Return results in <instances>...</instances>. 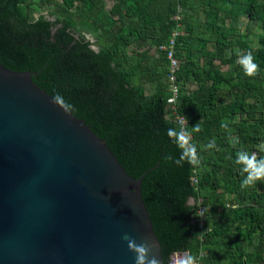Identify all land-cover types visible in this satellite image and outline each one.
Returning a JSON list of instances; mask_svg holds the SVG:
<instances>
[{
  "label": "water",
  "instance_id": "1",
  "mask_svg": "<svg viewBox=\"0 0 264 264\" xmlns=\"http://www.w3.org/2000/svg\"><path fill=\"white\" fill-rule=\"evenodd\" d=\"M19 1L0 0V264H135L124 233L159 264L184 254L186 164L164 159L158 105L100 87L101 62L62 26L17 22Z\"/></svg>",
  "mask_w": 264,
  "mask_h": 264
},
{
  "label": "trees",
  "instance_id": "2",
  "mask_svg": "<svg viewBox=\"0 0 264 264\" xmlns=\"http://www.w3.org/2000/svg\"><path fill=\"white\" fill-rule=\"evenodd\" d=\"M111 1L106 8L104 0H21L13 7V18L26 26L40 21L66 28V37L77 46L84 44L86 55L101 62L95 67L98 85L103 89L119 85L141 115L158 105L157 119L167 130L176 126L165 119L168 61L158 47L176 29L172 17L180 7L174 39L179 61L176 112L189 127L200 122L202 128L191 138L200 163H185L189 195L179 197L184 251L193 255L203 249V264H264V188L256 190L260 182L242 190L240 169L234 163L240 150L264 156L259 150L264 144V0ZM245 18L261 30L256 46H250L239 30ZM247 52L259 65L254 78L245 77L236 63ZM199 59L209 63L199 66ZM191 84L193 89L188 88ZM221 121L229 122L230 132L221 129ZM213 139L216 148L204 150ZM197 198L206 207L201 230L196 205L190 203ZM171 254L166 255V264Z\"/></svg>",
  "mask_w": 264,
  "mask_h": 264
},
{
  "label": "clouds",
  "instance_id": "3",
  "mask_svg": "<svg viewBox=\"0 0 264 264\" xmlns=\"http://www.w3.org/2000/svg\"><path fill=\"white\" fill-rule=\"evenodd\" d=\"M245 77L254 78L260 69L251 52L241 53L236 60ZM52 103L60 108L66 115H70L74 110V105L68 102L64 96L56 92L51 97ZM179 125L167 129L166 135L179 151L177 157L171 153L165 156L166 162L174 163L177 167H182L184 163L197 166L200 158L196 145L192 143V135L202 131L200 122L193 127H189L184 116L179 117ZM220 127L225 132H230L228 121H221ZM190 129V130H189ZM216 148L215 139L203 146L204 150ZM259 150L264 152V144L259 146ZM234 163L239 167L242 176L241 189L255 187L258 183L264 182V156L258 157L254 152L240 150L236 153ZM127 242V249L135 256V264H159V260L153 254L154 245L150 240L145 239L137 243L136 239L128 233L121 237ZM175 264H197V258L187 252L178 256Z\"/></svg>",
  "mask_w": 264,
  "mask_h": 264
},
{
  "label": "built area",
  "instance_id": "4",
  "mask_svg": "<svg viewBox=\"0 0 264 264\" xmlns=\"http://www.w3.org/2000/svg\"><path fill=\"white\" fill-rule=\"evenodd\" d=\"M180 7H176L175 14L172 17V20L175 22L176 29L170 34L168 41L163 45L158 47V50L164 53L166 60L168 61V73L166 76L167 79V90L169 92V96L166 98V113L165 119L169 122L173 123L176 127L179 125V117L180 115L176 112V97L178 95V87L176 83V73L179 68V61L174 57V39L179 34V26H180ZM92 48V47H91ZM93 49V48H92ZM95 50V49H93ZM192 182H195L194 178H191ZM191 204L196 205V223L198 228L201 230L204 220H205V211L206 207L202 206L201 199L197 198L196 201L190 200ZM231 207H234L233 205ZM202 234L197 237V240L201 243ZM188 251H184V253ZM190 254V253H189ZM192 255V254H191ZM197 258V264H203V259L206 256V252L199 248L195 254H193ZM176 256L172 253L169 256L168 264H175Z\"/></svg>",
  "mask_w": 264,
  "mask_h": 264
},
{
  "label": "rangeland",
  "instance_id": "5",
  "mask_svg": "<svg viewBox=\"0 0 264 264\" xmlns=\"http://www.w3.org/2000/svg\"><path fill=\"white\" fill-rule=\"evenodd\" d=\"M104 2H105V6H106V8H108V7H110L111 6V4H112V1L111 0H104ZM49 19H51L50 17H48ZM240 28H239V30H240V32L241 33H243L244 35H247V39H248V43H249V45L250 46H256V43H257V38H258V36L259 35H261V30L259 29V27H258V25L255 23V22H252V21H248L246 18L245 19H243V20H241V22H240V26H239ZM86 38L90 41V42H92V37L90 36V35H88V34H86ZM93 49H96L94 46H91ZM209 62L208 61H205V62H203L201 59H199L198 60V64H199V66H201V65H206V64H208ZM225 69V67L224 66H222V70H224ZM195 86L193 85V84H191V85H188V88L189 89H193ZM187 88V87H186ZM263 188H264V182H261V186H259V187H257V189L256 190H258V191H262L263 190ZM218 192H221V189H218ZM228 195V194H227ZM225 196V195H224ZM224 196H222V198L224 197ZM233 197L232 195H228V196H225V197H229V198H231V197ZM235 197V196H234ZM231 199H233V198H231ZM227 206L229 205V206H231V202H228L227 201ZM228 206V207H229ZM252 245V244H251Z\"/></svg>",
  "mask_w": 264,
  "mask_h": 264
}]
</instances>
